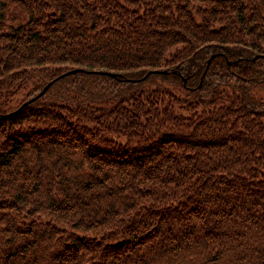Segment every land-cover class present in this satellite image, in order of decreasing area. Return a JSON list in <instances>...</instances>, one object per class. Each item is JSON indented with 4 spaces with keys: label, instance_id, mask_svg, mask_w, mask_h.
Returning <instances> with one entry per match:
<instances>
[{
    "label": "trees",
    "instance_id": "16d2710c",
    "mask_svg": "<svg viewBox=\"0 0 264 264\" xmlns=\"http://www.w3.org/2000/svg\"><path fill=\"white\" fill-rule=\"evenodd\" d=\"M0 264H264V0H0Z\"/></svg>",
    "mask_w": 264,
    "mask_h": 264
},
{
    "label": "rangeland",
    "instance_id": "374dc122",
    "mask_svg": "<svg viewBox=\"0 0 264 264\" xmlns=\"http://www.w3.org/2000/svg\"><path fill=\"white\" fill-rule=\"evenodd\" d=\"M30 87H31V85H29V86L26 88L25 91H26V92L31 91V96H30L29 98H27V99L23 98V99H25V100H24V101L22 100V103H25V102L30 103V102H32L33 100H34L33 102H35V101L38 102V101H40V100H43V99H44V100H45V99H49V98L51 97V96H50L51 93H45L46 96L44 95V96H45L44 98L39 99L40 97H39L38 95L41 94L42 91H43L47 86H46V87H45L40 93H39V91L42 89L41 87H40L37 91H35V93H32V90L29 89ZM38 93H39V94H38ZM32 94H33V95H32ZM36 96H38L39 98H38V97H37V98H34V97H36ZM70 97H71V96H70ZM32 98H34V99L32 100ZM35 99H36V100H35ZM38 99H39V100H38ZM30 100H32V101H30ZM44 100H43V101H44ZM29 101H30V102H29ZM21 105H22V104H21Z\"/></svg>",
    "mask_w": 264,
    "mask_h": 264
},
{
    "label": "water",
    "instance_id": "95a60500",
    "mask_svg": "<svg viewBox=\"0 0 264 264\" xmlns=\"http://www.w3.org/2000/svg\"><path fill=\"white\" fill-rule=\"evenodd\" d=\"M73 71H76V69H69V70H66L64 73H69V72H73ZM64 73H62V74H64ZM105 73H108V74H110V75H112V76H114L115 74H113V73H109V72H105ZM49 83V82H48ZM48 83H46L43 87H42V89L39 91V93L47 86V84ZM38 93V94H39Z\"/></svg>",
    "mask_w": 264,
    "mask_h": 264
}]
</instances>
